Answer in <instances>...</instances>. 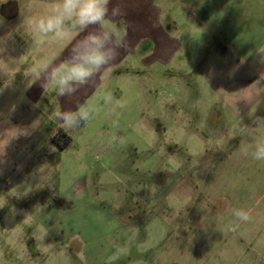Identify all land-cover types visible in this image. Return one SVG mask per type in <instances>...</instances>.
Instances as JSON below:
<instances>
[{"label":"rangeland","instance_id":"obj_1","mask_svg":"<svg viewBox=\"0 0 264 264\" xmlns=\"http://www.w3.org/2000/svg\"><path fill=\"white\" fill-rule=\"evenodd\" d=\"M9 1L19 14L0 16V69L7 72L0 71V138L7 139L0 146L14 154L16 182L14 195L0 187V229L8 231L0 236V264H264V176L253 192L245 190L252 174L238 175L234 185L236 211H245L247 221L233 211L218 228L212 220L188 228V215L183 223L176 212L184 204L178 191L196 174L211 178L226 159L241 164L229 158L233 142L220 154L209 131L226 120L215 117L225 92L264 78V0H145L159 26L174 24L169 42L159 38L163 48L143 63L132 55L110 64L62 106L45 68L68 59L61 54L74 32L59 39L29 27L52 14L53 0H0V11ZM135 6L136 0H110L109 10L120 14L105 26L115 37L136 24L126 16ZM27 102L47 114L39 130L17 120ZM81 107L91 109L90 118L68 129L65 141L54 116ZM233 129L237 135L242 126ZM31 141V167L18 173ZM198 150L200 158H189ZM221 155L213 170L205 169ZM247 196L255 202L243 205ZM199 225L213 238L194 240Z\"/></svg>","mask_w":264,"mask_h":264},{"label":"crops","instance_id":"obj_2","mask_svg":"<svg viewBox=\"0 0 264 264\" xmlns=\"http://www.w3.org/2000/svg\"><path fill=\"white\" fill-rule=\"evenodd\" d=\"M150 6L151 5L146 3L145 0H136L134 11L130 7L126 9V16L129 18L128 23L135 20L136 24L134 23V27L130 28V26H127L119 30L120 32L113 40V43L119 42L122 46L119 48L118 56L111 64L117 63L118 60H122L123 58L132 55L135 57V60L138 57L140 62L143 63L146 61L145 58L153 56L154 53L156 54L157 49L160 46V42H158L159 38L163 39L165 42H169L168 32L169 29L173 30L175 27L174 24L170 22L169 25L170 20H167V24L165 25L167 31L163 25L159 26V16L157 15L156 19L153 18V10ZM111 10L109 12V18L110 15H112ZM161 13L162 12L160 11L159 14ZM137 23L142 24V28L145 32H143V30H139ZM89 30H95V27L90 28ZM133 30L135 33L132 34ZM84 35L85 33L83 32L79 34L74 32L71 40L66 45V50L61 54L62 57L65 54L67 56L66 58H69L72 46ZM161 48H163V45L160 46V49ZM68 49L70 50L67 51ZM103 72L104 71H102L101 74ZM101 74L93 77L92 82L95 81V83H97L98 79L101 78ZM260 78V81L257 83H249L248 85L240 84L242 87L241 89L224 93L226 103L223 108L219 109L218 115L216 116L215 114V117H217L218 120H222L223 118H226V120L223 122L221 129L212 127L209 133L213 138H217L219 140L221 146L218 148V152L220 154L224 149H226L228 143L233 142L234 147H236V151H232L234 154H232L229 158H238L241 164L232 162L233 164L227 165L226 161L228 159L220 163L225 158L221 155L214 159L212 163H205V169L208 171H210L213 166L216 167L220 163L217 170L212 169L213 172L211 178L209 177L208 179H204L196 174L194 179L190 181L184 189L180 192L178 191V198H182L181 200H184L183 207L178 208L176 211L178 212V220H182L184 223V218L188 215V228L193 226L196 222L198 223L199 220L206 222L212 220L213 224H215L216 228H218V223L223 218H232L233 211L235 212L238 207H241L238 196V185L234 190V185L240 178L238 175L252 174V176L245 178V190L247 191L253 192V189L262 185V183H260L257 179L264 176V160L258 161L253 158L256 145L264 143V78L261 76ZM237 90L241 91L238 92ZM71 98L72 96H65L59 100V103H57L62 106L63 102L66 100L68 101ZM25 106L26 107L17 109L19 111L16 115L18 118L17 120L27 121V123L31 126H37V130H39L48 118L47 114L41 113V111L34 108L31 104H28V102ZM49 116L51 115L49 114ZM229 116H231V118H228ZM54 117L56 120V116ZM11 120L12 118L10 119V116H8V125ZM240 124L242 126L241 131H238L237 135H233L236 132V129H233V126H239ZM67 130L68 129H62L61 133L68 135ZM38 132L34 131L33 134L35 137L39 135ZM1 137L0 145H3V143L7 142V139H5L4 136ZM32 144L33 141H31V146L29 145V150L22 153L23 158L29 159V161H26L25 166L19 169L18 173L25 172L31 167L32 162L30 163V160L32 159ZM4 147L6 146H0V174L13 172L14 175L15 167L14 163L12 164V161H15L14 154L5 153L3 151ZM224 153L226 152H223V154ZM203 154L204 152H199L198 150V153L189 154V158H191L192 155L200 158ZM222 177L223 181H221ZM14 181L16 182V180ZM247 198V200H243V205H245V203L248 204L251 202L252 204L255 202L253 198L250 199L248 196ZM172 206L167 205L168 213L173 211L171 208ZM249 212H251V210H249ZM198 228V234L191 236H196L194 240L199 239L202 236H206L205 234L213 238L212 234H214V232H212L208 227H205V225H199ZM189 230L191 233H195L194 230Z\"/></svg>","mask_w":264,"mask_h":264},{"label":"clouds","instance_id":"obj_3","mask_svg":"<svg viewBox=\"0 0 264 264\" xmlns=\"http://www.w3.org/2000/svg\"><path fill=\"white\" fill-rule=\"evenodd\" d=\"M109 2L110 0H53L52 14L46 19H33L29 25L45 35L53 33L59 39H64L67 31L85 33L72 46L69 58L65 62L45 68L44 79L55 85L59 96L74 95L93 77L101 74L102 70H107V66L118 56L122 44L113 43L115 33L105 26L110 12ZM111 14L114 17L120 13L118 9H112ZM93 27L95 30L90 31L89 29ZM260 55L264 56V51ZM0 71L5 72L3 69ZM29 75H36V72ZM41 86L45 87L44 84ZM90 112L91 109L82 107L75 111L65 110L56 114V120L59 128L72 129L87 121ZM56 131L57 129H53V134ZM253 158L258 161L264 160V143L256 145ZM3 206L0 205V208ZM234 215L243 221L249 219L243 210L235 211Z\"/></svg>","mask_w":264,"mask_h":264},{"label":"flooded vegetation","instance_id":"obj_4","mask_svg":"<svg viewBox=\"0 0 264 264\" xmlns=\"http://www.w3.org/2000/svg\"><path fill=\"white\" fill-rule=\"evenodd\" d=\"M12 3H14L17 7V15L13 16V17H6L3 14L4 8L6 7V5L12 4ZM18 14H19L18 5L13 1H9L1 7L0 16L3 19L11 20V19L16 18L18 16ZM57 134H58V136H60V138H63L65 141L70 140L69 136L61 133V131H59ZM14 185H15V181L13 180V172H7L6 174H0V187L5 188L6 190H9L8 192H11L14 195ZM4 230H5V227H2V229H0V236L1 237H3V236L5 237V235H6L5 233L8 232V231L5 232Z\"/></svg>","mask_w":264,"mask_h":264},{"label":"water","instance_id":"obj_5","mask_svg":"<svg viewBox=\"0 0 264 264\" xmlns=\"http://www.w3.org/2000/svg\"><path fill=\"white\" fill-rule=\"evenodd\" d=\"M3 14L6 17H13L17 15V7L14 3L6 5L4 8Z\"/></svg>","mask_w":264,"mask_h":264}]
</instances>
